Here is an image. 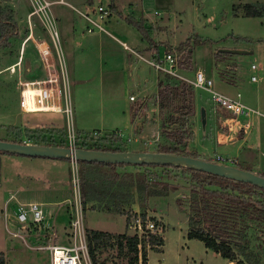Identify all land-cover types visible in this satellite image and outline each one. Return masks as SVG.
<instances>
[{
	"label": "rangeland",
	"instance_id": "obj_1",
	"mask_svg": "<svg viewBox=\"0 0 264 264\" xmlns=\"http://www.w3.org/2000/svg\"><path fill=\"white\" fill-rule=\"evenodd\" d=\"M50 1L53 3L49 10L50 16L47 17H50L52 24L47 26L45 13L30 14L35 9V0H0L3 9H10L9 21L15 30L7 38L6 44L0 46V135H6L9 124L23 123L33 128L42 126L53 129V138H63L66 145L70 136L75 141L88 135L98 137L116 133L129 148L135 145L128 140L133 134V124L127 119L130 104L139 119L134 133L142 129L139 125L143 123L145 139L149 140L139 141L140 150L153 151L160 141L157 137L162 118L158 111L156 112L154 94L157 89V75L163 76V73L123 48L122 44L135 50L144 59L153 58V49L148 47L147 39L142 37L136 26L125 19L128 14L131 15L128 4L116 0L118 10L113 11L110 16L98 19L97 7L109 10L110 0ZM140 1L134 0L137 4ZM247 3L259 5L264 4V0H153L151 5H148L149 13L147 12L145 25L148 36L159 45L161 58L165 50L172 51L183 74L192 76L195 69L200 68L209 73L214 88L228 94H232L235 87L229 85L221 76L227 80L236 79L240 82L241 92L245 91L242 93V99H246L245 94H249L252 103L247 104L264 109V14L244 15L243 9ZM234 7L237 9L235 13ZM142 11L143 9L134 11V19L143 17ZM154 11L158 14H154ZM84 15L98 20L104 30L87 32L86 26L84 27L85 23L87 25ZM72 26L77 36L71 44L65 42L63 35L70 32ZM50 32L54 39L51 38ZM29 36L31 38L26 41ZM41 40L45 41L44 48L48 50L44 55L39 52L38 44ZM180 44L189 46L188 52L176 50ZM185 47L183 49H186ZM222 48L248 52L221 53L219 50ZM18 55L20 64L15 66L13 71H10V68L4 69L15 62ZM45 60H51L55 66L59 94L63 102V95H67L70 113H25L22 110L20 81L47 79L48 72L43 67ZM251 64H254L256 69L252 70ZM251 75H255L257 81L251 82ZM130 96H133L134 100H130ZM205 102L208 105L207 99ZM205 107L209 112V106ZM216 114L227 115L221 110ZM220 116L213 120V116L207 115L204 126L201 120L198 122V140L202 138L203 133H213L214 126L223 127ZM138 119L136 117L134 123ZM250 121L252 129L261 130L264 134L263 118L253 117ZM189 123L191 124L190 119ZM50 133L47 136L51 135ZM213 145L214 143H211L205 155L212 160L217 151L225 153L221 148L214 150ZM189 148L195 150L191 141ZM260 158L262 159L261 156ZM55 164L58 166L55 167ZM239 166L248 167L242 162L237 167ZM117 169L119 173L128 175L132 190L135 189L136 176L143 172H148L153 178H164L171 188L175 187L167 195L145 196L143 205L138 203L141 210H148L150 216L147 215L148 212H144L147 217H153L151 221L161 223L160 232L164 241L160 249H147V264H229L227 259L206 249L202 241L186 236L191 187L187 173L172 170L171 175L177 177L167 178L166 171L155 167L147 169L128 164ZM77 170V163L72 161L40 160L0 153V255L3 254L6 264H49V251L38 246L66 243L65 230L74 197L72 178L77 175ZM48 171L52 173L60 189L55 185L52 188L42 186L41 181L47 179L45 175ZM38 177L42 180L37 179ZM11 193H15V198L8 201ZM177 198L181 202V208L176 203ZM33 200L38 203L50 202L41 206L45 217L55 218L54 228L51 221V228L47 229H38L33 225L28 227L26 224L24 228L14 221L15 204ZM122 206L116 204L115 211L120 210ZM45 209L55 210L58 214L53 216L51 210L46 212ZM125 211L130 212V209ZM131 213L136 215V212ZM135 215H132L131 222ZM125 217L124 213L118 211L92 208L83 210L85 228L116 234L133 232L126 226ZM248 236V251L256 255L260 264H264V222H251ZM100 259H104V264H125V259L118 256L114 250L106 251Z\"/></svg>",
	"mask_w": 264,
	"mask_h": 264
},
{
	"label": "trees",
	"instance_id": "obj_2",
	"mask_svg": "<svg viewBox=\"0 0 264 264\" xmlns=\"http://www.w3.org/2000/svg\"><path fill=\"white\" fill-rule=\"evenodd\" d=\"M112 1V0H110ZM112 6V3L111 5ZM113 8V7H110ZM10 9L7 11L0 6V46L6 44L7 38L15 30L9 21ZM233 12H237L234 7ZM246 16H259L264 14V4H245L243 9ZM128 22L136 26L142 37L147 39L148 47L159 52V45L148 36L144 20L134 19L127 15ZM237 39V38H236ZM180 44L176 50L187 51L189 46ZM186 49H183V48ZM167 51V50H165ZM170 52V50H168ZM172 52V51H171ZM188 52V51H187ZM221 53L224 51H220ZM229 53V52H226ZM157 89L154 101L158 114L162 116L159 123L160 140L153 151L164 153H178L195 158L208 159L200 156L195 150L189 148L194 132L189 119L194 115V88L175 77L167 74L157 75ZM134 114V108H132ZM146 107H143L145 110ZM220 109V108H218ZM226 113L223 109H220ZM227 114V113H226ZM53 129L46 127L21 128L9 125L6 135L0 140L13 142H29L55 146H67L63 138L56 140L52 135ZM62 132V130H58ZM51 132V133H50ZM50 133L51 135L47 136ZM75 148L93 149L102 151H129L126 142L119 134H105L98 137L85 136L74 141ZM147 151V150H144ZM0 153H5L1 152ZM9 154V153H8ZM71 162L70 159H65ZM79 177V194L82 209H101L113 212L116 202L130 198L131 184L128 175L119 173L118 167L128 164L102 163L76 161ZM239 164V163H238ZM238 164H236L238 166ZM132 165V164H129ZM144 168H160L166 171L167 178H175L170 171L179 170L187 173L189 185L187 233L189 239H198L203 242L206 249L211 250L234 264H260L256 255L249 248L248 228L251 222H264V189L246 182L231 180L205 171L176 165L139 164ZM240 167V166H239ZM250 170L248 167H240ZM264 176V172L257 173ZM135 189L145 196H164L174 190L161 177H151L147 172L137 175ZM261 197V198H260ZM176 203L180 206V200ZM118 212L125 214L126 226L131 222V211ZM142 224L153 218L147 217L145 212L139 213ZM160 226V222L153 221ZM88 252L93 264H104L100 259L106 251L114 250L118 256L125 259V264H147V249H160L163 245L161 233L147 231L144 236L138 237L133 233H111L103 230L85 228ZM0 264H6L3 254L0 255ZM118 264V263H117ZM121 264V263H119Z\"/></svg>",
	"mask_w": 264,
	"mask_h": 264
},
{
	"label": "built area",
	"instance_id": "obj_3",
	"mask_svg": "<svg viewBox=\"0 0 264 264\" xmlns=\"http://www.w3.org/2000/svg\"><path fill=\"white\" fill-rule=\"evenodd\" d=\"M57 1L61 2L62 0ZM35 3V9H33L30 14L35 13L39 15L40 13H45L46 16H44V18H46V25H51L52 23L49 21L51 19L47 16H50L49 10L53 1L35 0ZM97 11L99 13L98 19L110 15L109 10L103 9L101 6L97 7ZM154 14L158 13L154 11ZM84 17L87 20V32H93L94 30H104L103 26L98 20H95L88 15H84ZM50 35L51 38L54 39V36L51 32ZM41 43L44 44L45 41L43 40ZM122 46L130 53H134L137 58L143 59L156 71L185 81L186 83L190 84L194 90L197 89L206 92L208 94V99L214 108H220L227 112V118L224 121L228 127V130L240 131L242 129L251 127L250 119L253 117H261L264 119V109L246 104L241 99L240 92H237L234 95H228L217 90L213 86V80L207 77L202 69H195L192 76L183 74L177 65L175 55L172 52L165 51L163 57L161 58L159 52L152 50L151 57L153 58L148 60L144 59L139 53L127 47L126 45L122 44ZM40 51L44 55L45 51L48 50L45 48V50L39 49V52ZM43 67L47 69L48 78L28 82L20 81L22 89L29 87L36 91L33 96L34 98L38 99V105L36 107L39 108V110H52L56 112H64L66 114L70 113L71 108L70 105H67V103L69 104V101L67 102L68 98L66 94L63 95L64 102L61 101L62 96L59 94L57 71L55 70V66L52 64L51 60H45ZM250 68L254 70L256 69V66L251 64ZM250 80L255 82L257 81V77L255 75H251ZM20 99L22 110L28 111L29 107L26 106V103L23 99V90L20 91ZM129 99L134 100L133 96H130ZM67 146L75 147L73 137L70 136ZM213 161L232 166L237 164V159L229 155L215 154L213 156ZM72 162L74 163L75 161ZM72 190L74 197L71 204L72 208L70 209L69 213L66 243H51L45 246H38L39 248L47 249L49 251V264H93L88 252L83 209L80 203L78 174L74 175L72 178ZM14 198L15 193H11L8 197V201L13 200ZM13 219L22 227H24L26 224L28 227L33 225L38 229L51 228L49 221L46 220L41 204L36 201H29L27 203L17 202L13 210ZM128 227L131 228L133 230L132 233L136 234L139 238L144 236L147 231L161 233L160 226L156 225L153 221L149 220L146 222L145 226H143L139 213H136L134 219L132 222H130Z\"/></svg>",
	"mask_w": 264,
	"mask_h": 264
},
{
	"label": "crops",
	"instance_id": "obj_4",
	"mask_svg": "<svg viewBox=\"0 0 264 264\" xmlns=\"http://www.w3.org/2000/svg\"><path fill=\"white\" fill-rule=\"evenodd\" d=\"M117 1L120 2V0H117ZM122 1H125V3L128 4V9L131 13V16H133L134 11H136V10L139 11V10L143 9L142 12H144V16L140 17V18L144 20V24H145V20L148 19V16H147V12H148V8H149L148 5H151L153 0H141L140 3H138V4L136 3L137 1L134 2V0H121V2ZM111 3H112V6H110V7H113V8H109V12H110L109 14L110 15L113 11L118 10L116 0H112ZM115 6H116V8H115ZM85 26H86V23L84 24V27ZM76 36H77V34L74 31V26H72L70 32H65V34L63 35L65 42L66 43L70 42L71 44L75 41ZM30 38H31V36L27 37L26 41ZM41 41L43 42V40H41ZM34 42L35 41L33 40V43ZM34 44L37 46L36 42ZM38 46H39V49L45 50L44 44L39 43ZM19 60H20V56L18 55V59L15 62H12L8 66H6L4 69L10 68L9 70L13 71L14 70L13 68L20 64ZM129 61H131V60L129 59ZM204 73L207 77L211 78L209 73H207L205 71H204ZM221 78L224 81L228 82V84L231 85L232 87H235L234 88L235 90L233 93L235 94L237 92H240L241 93V99H242V93L244 94L245 91L241 92L242 90H240V82H238L236 79L227 80L222 76H221ZM37 80H40V79H35L34 81H37ZM22 90H23V99H24V101L27 100L26 106L29 107L28 111H24L25 113H33V112H37V113L43 112L44 113V112H48V111L56 112V111H52V110H39V108L36 107L38 105V99L34 98V96H33V94L36 91L34 89L29 88V87H25ZM233 93L232 94L225 93V94L234 95ZM245 95H246V97H245L246 99H244L245 101L243 99L242 100L246 104H247V102L252 103L251 102V100H252L251 95H249V94H245ZM247 97H248V99H247ZM206 99H207L208 105L205 102ZM205 105L209 106V112H207ZM154 106H156V105H154ZM128 107L130 110L129 111L127 110V119L129 120L130 124H133L132 128H131V130H133V134L131 135L132 137L130 136L128 138V140L132 141L133 144H135L134 146L129 147V150L130 151H144V150H140L141 149V147H140L141 142H139V141L140 140L145 141V142L149 141L148 139H145V134H144L145 124L142 123V125H139V126H142V129H140L135 134L134 133V127L136 128V126L139 122V119H138V116L136 114H134V116L131 117L132 105L128 104ZM194 107H195L194 115L190 118L191 126H192V129L194 132V136H193V139L191 140V143H192V145L195 146V150L200 156H205L207 154V151H208L211 143H214V145H213L214 150L216 148H218V149L221 148V149H224V151H225L224 154L222 152H219V151H217V153H215V154L233 156L237 159V164L242 162L244 165L248 166V168H250L254 173H256V172L259 173L260 171H264V134L261 130L259 131V130L252 129V126H253L252 123H251V127L242 129L240 131L228 130V127L224 121L227 118V115L220 116V115L216 114V112L220 109L214 108L212 106V104L208 101V94L204 91L197 90V89L195 90ZM201 108H203L204 112H205V124H206L207 115L213 116L214 117L213 120H215L216 117L220 116L222 118L221 120H222L223 127L218 128V127L214 126L213 133H203L202 138L200 140H198V137H197L198 122H200V120H201V117H200V109ZM157 111H158V109L156 110V112ZM56 113H61V112H56ZM136 117L138 120L136 123H134V119ZM146 124H148V122ZM1 125L6 126V124H1ZM9 125H15V126H19L21 128L28 127L26 125H23V123L9 124ZM129 126H128V128H129ZM28 128H33V127H28ZM128 135H130V134H128ZM157 139H158V137H157ZM259 151H261V152L259 153ZM260 156L262 157V159L260 158ZM31 158H33V159L34 158H36V159L40 158V160H44V159L45 160H60V162H68V160L56 159V158H44V159L42 157H31ZM54 166L56 167L58 165L55 164ZM49 175H51V176H49ZM45 177L47 178V179H45V181H41L42 179L40 177L37 178V179H41L40 181L42 182L41 184L44 188L45 187L46 188H52L55 185V187H57V189H60L59 184H57L54 181V177L50 171H48V173L45 175ZM130 190H131L130 193H132L134 196L132 194H130L129 199L119 200L116 202V204L120 205V206L125 205V206H122L121 209L122 208H124L125 210L130 209V211H132V212H136V213H140V212H144V211L148 212V210L143 211V208L141 210V206H140V208L138 206V203H141V205H143V202L146 201L145 195L138 193V191L136 192V189L132 190V188H131ZM39 203L42 206H44L50 202L45 201V203L44 202H39ZM48 210H51V209H48ZM45 211H46V209H45ZM51 211H52L51 215H53V216H56L58 214L57 211H55V210H51ZM116 211H118V210H116ZM116 211H113V212H116ZM147 215L150 216L149 212L147 213ZM11 220H13V219H11ZM46 220L49 221V223L51 221L52 226H53L52 228L55 227V218L54 217L53 218L50 217V219H48L46 217ZM66 228L68 230V226H66ZM67 230H65V231H67ZM228 262H229V264H234L233 262H230V261H228Z\"/></svg>",
	"mask_w": 264,
	"mask_h": 264
},
{
	"label": "water",
	"instance_id": "obj_5",
	"mask_svg": "<svg viewBox=\"0 0 264 264\" xmlns=\"http://www.w3.org/2000/svg\"><path fill=\"white\" fill-rule=\"evenodd\" d=\"M219 51L229 53H247V50L222 48ZM202 125H205V112L200 109ZM0 151L28 157L70 159L71 161L102 162L115 164H156L176 165L205 171L231 180L251 183L264 189V176L237 166L217 163L215 161L195 158L178 153L155 151H102L33 143H19L0 140Z\"/></svg>",
	"mask_w": 264,
	"mask_h": 264
}]
</instances>
